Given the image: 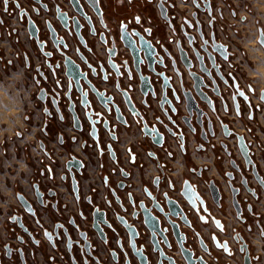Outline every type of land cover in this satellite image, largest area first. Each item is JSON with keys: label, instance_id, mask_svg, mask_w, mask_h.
<instances>
[{"label": "flooded vegetation", "instance_id": "1", "mask_svg": "<svg viewBox=\"0 0 264 264\" xmlns=\"http://www.w3.org/2000/svg\"><path fill=\"white\" fill-rule=\"evenodd\" d=\"M39 2L0 0V89L25 100L13 158L0 127L13 202L0 264H264L253 175L264 185V90L244 70L251 33L230 21L246 24L250 9L242 19L232 0ZM125 43L154 50L153 70L141 52L136 70Z\"/></svg>", "mask_w": 264, "mask_h": 264}, {"label": "crops", "instance_id": "2", "mask_svg": "<svg viewBox=\"0 0 264 264\" xmlns=\"http://www.w3.org/2000/svg\"><path fill=\"white\" fill-rule=\"evenodd\" d=\"M234 3H235V7L239 8L237 11H238V16H242V19L244 18V15H245V12L243 11V8L246 7V8H249L250 9V13L246 15V24H240L239 23V20L238 21H234V20H231L230 21L233 23V22H236V27L239 28V29H245L247 30L248 32H250L251 34H248V38L245 40L244 43H242V47L247 49V52H248V46L251 45L253 42H255V38H256V35H255V29H254V21L255 20H258L262 25H264V0H232ZM241 8V9H240ZM228 18V16H226ZM248 22V23H247ZM239 42H241L240 40H238ZM253 51H260L258 49V47L256 46L255 49H252ZM249 61V62H248ZM236 63L240 64V63H243L242 60H241V56L238 55L237 58H236ZM245 63H251L252 66L251 67H248V66H244V70L248 72V75L251 74L252 76H257L258 74L256 73L255 69L258 67V66H261V65H257V64H253L249 58V55L247 54V60ZM254 85L259 88V89H262V85H261V81L259 79H252ZM9 87V86H7ZM6 87V88H7ZM9 89V88H8ZM259 122L262 126H264V121L262 119H259ZM22 128V127H21ZM8 131H12V129L10 128H7L5 131H4V134L7 135V137L9 136V132ZM19 142V146L20 147H12L11 148H7L8 149V156L10 158H13L16 154V152H19L21 153V150H23V142L21 140H16ZM11 164L9 162L5 163L4 164V169H1L2 171H0V205L2 206H13V202H12V194H11V191L8 187L5 186L4 184V181H7V177L8 175L4 173L6 172V170L8 169L7 166ZM12 165V164H11ZM10 181L13 183V182H16L17 180L14 179V178H11ZM2 198H5L7 199V202H3L2 201ZM7 206L3 209V214L0 215V217H4L6 214V208ZM6 218V216H5ZM6 220L2 219L1 222H0V232H1V229H2V226H4Z\"/></svg>", "mask_w": 264, "mask_h": 264}, {"label": "water", "instance_id": "3", "mask_svg": "<svg viewBox=\"0 0 264 264\" xmlns=\"http://www.w3.org/2000/svg\"><path fill=\"white\" fill-rule=\"evenodd\" d=\"M35 3H37V4H40V2H39V0H33ZM263 40H262V38L259 40V42H260V44H262L261 42H262ZM125 45L131 50V53H132V55L134 56V58H133V64H134V68L136 69V70H138V67H139V65L140 64H142L143 63V60L142 59H140V58H138V54H140V52L143 54V59H144V61H145V63H146V66H147V68H148V70L149 71H152L153 70V67L151 66V64L155 61V59L154 58H152L153 56H154V54H155V52H154V50H153V52H151V54H148L147 52H146V50H145V48L143 47V45L142 44H139V46H138V48H134V47H131L129 44H127V43H125ZM263 46H264V44H262ZM203 50H205L204 48H203ZM216 49H214V51H215ZM207 54V58H208V60H209V62H210V65L214 68V61H213V57H212V55L210 54V53H206ZM194 55H195V58L197 59V62H198V64H199V68H200V70L204 73V74H206L207 76H210V74H209V72L204 68V65H203V58L201 57V56H199L198 55V53L195 51L194 52ZM151 57V58H150ZM180 59H181V61H182V63L184 64V66L187 68V69H189L190 67H192V65H191V63L188 61V59H187V55H186V53L185 52H183L182 50H180ZM189 75H190V77L192 78V80H193V82H194V86H193V89H195V91L197 92V93H199V91H198V89H200L199 87L200 86H204V84H203V82H202V79L201 78H199L196 74H194V73H189ZM141 79V84H140V89H145L144 88V86H146V85H148V78H140ZM262 95H264L263 93H262ZM263 101H264V98L262 99ZM148 136H149V134L150 133H148L146 130L144 131ZM154 134L156 135V136H158L155 132H154ZM151 135V134H150ZM239 139V150H240V153H241V155H242V157L244 158V160H245V163H246V165L248 166V165H252V162H251V160H250V158H249V156H248V150H247V147H246V145H245V143H244V141H243V138L242 137H239L238 138ZM155 140V139H154ZM253 175L255 176V178L258 180V182H259V184L264 188V185L260 182V180H259V178H258V176H257V174H256V172H255V169L253 168ZM187 192H189L190 194H191V196L192 195H195L193 192H191L190 191V189L187 187ZM211 192H212V194H213V196L216 194V190L214 189V187L213 188H211ZM183 196H185V198L188 200V202L190 203V205L191 206H195V202L192 200V198H190L191 196H187L186 195V191H182V193H181ZM21 200V199H20ZM22 204H23V202H22V200L20 201ZM167 203H168V206H169V202L167 201ZM169 208V207H168Z\"/></svg>", "mask_w": 264, "mask_h": 264}, {"label": "rangeland", "instance_id": "4", "mask_svg": "<svg viewBox=\"0 0 264 264\" xmlns=\"http://www.w3.org/2000/svg\"><path fill=\"white\" fill-rule=\"evenodd\" d=\"M10 87V86H9ZM20 89H0V93L3 94V96L5 97V101L3 104H0V111L2 112H9V111H13L16 113L15 117L11 120L10 124L8 125H0V127H5L4 131L7 128L12 129V131H8L10 134L8 136V140L6 141L7 147L11 148L14 147H20L19 146V142L16 141V137H15V132H20L22 130V121H20L19 116L21 117L22 115V105H24V99H22V92L19 91ZM2 140H0V144H4ZM14 166L17 167V164H13ZM19 167V166H18ZM7 206V205H6ZM5 206V207H6ZM4 206L0 205V215L3 214V209L5 208ZM4 219L6 220L5 216L4 217H0V222L1 220Z\"/></svg>", "mask_w": 264, "mask_h": 264}, {"label": "clouds", "instance_id": "5", "mask_svg": "<svg viewBox=\"0 0 264 264\" xmlns=\"http://www.w3.org/2000/svg\"><path fill=\"white\" fill-rule=\"evenodd\" d=\"M256 44L253 42L251 45L248 46L249 58L253 64L261 65L258 66L255 71L258 74L257 76H252L249 74L251 79H259L261 81L262 89L264 90V52L262 51H253L255 49ZM5 101V97L2 93H0V104H3ZM16 113L13 111H9L7 113L0 111V125H8L10 124L11 120L15 117Z\"/></svg>", "mask_w": 264, "mask_h": 264}, {"label": "snow or ice", "instance_id": "6", "mask_svg": "<svg viewBox=\"0 0 264 264\" xmlns=\"http://www.w3.org/2000/svg\"><path fill=\"white\" fill-rule=\"evenodd\" d=\"M4 2H5V5H7L8 0H4ZM60 18H61L62 20H64L65 23H66V19L63 17V15H61ZM137 22H139L138 18H137ZM122 27H124V26L122 25ZM261 43L264 44V41H262ZM225 58H226V57H225ZM141 207H143V206L141 205ZM146 220H150V217L146 218ZM57 227H60V226L58 225ZM46 235H47V233H46Z\"/></svg>", "mask_w": 264, "mask_h": 264}]
</instances>
